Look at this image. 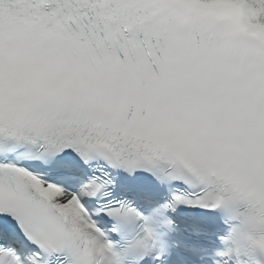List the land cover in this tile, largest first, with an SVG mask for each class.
Here are the masks:
<instances>
[{
  "label": "snow or ice",
  "instance_id": "snow-or-ice-1",
  "mask_svg": "<svg viewBox=\"0 0 264 264\" xmlns=\"http://www.w3.org/2000/svg\"><path fill=\"white\" fill-rule=\"evenodd\" d=\"M0 264H264V0H0Z\"/></svg>",
  "mask_w": 264,
  "mask_h": 264
}]
</instances>
